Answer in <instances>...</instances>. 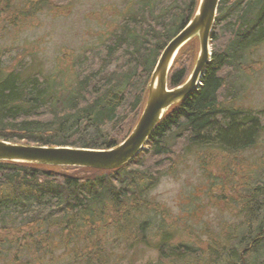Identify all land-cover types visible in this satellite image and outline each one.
Listing matches in <instances>:
<instances>
[{"label": "trees", "instance_id": "16d2710c", "mask_svg": "<svg viewBox=\"0 0 264 264\" xmlns=\"http://www.w3.org/2000/svg\"><path fill=\"white\" fill-rule=\"evenodd\" d=\"M15 1L0 0V6L12 10ZM169 3L160 16L150 12L127 17L120 33L104 41L101 59L91 62L83 74H78L76 65L72 67L76 77L72 90L66 79L63 88L56 89L45 76L0 63V139L97 150L125 140L145 105L147 86L162 51L194 16L199 0ZM211 37L213 55L200 86L167 112L150 137L148 150L125 167L100 171L0 162V234L4 232L18 249L36 253L49 247L47 234L52 228L59 231L66 248L71 237L99 221L129 236L140 220L144 233L151 223L150 213L161 209L148 194L171 168L184 143L233 154L255 147L264 134V110L234 106L237 96L233 91L234 99L229 98V77H239L247 54L264 43V0H221ZM195 48L198 38L180 50L169 76L170 88L187 80V59L197 53ZM114 64L117 67L110 71ZM262 169L243 178L241 225L218 235L208 233L203 247L170 246V237L164 233L157 246L160 260L147 264H251L248 256L259 262L264 256ZM228 197L225 194L222 199ZM97 233L94 229L87 233L86 243ZM88 249L93 248L85 247V253ZM90 259L86 253L80 261L89 260V264Z\"/></svg>", "mask_w": 264, "mask_h": 264}, {"label": "rangeland", "instance_id": "374dc122", "mask_svg": "<svg viewBox=\"0 0 264 264\" xmlns=\"http://www.w3.org/2000/svg\"><path fill=\"white\" fill-rule=\"evenodd\" d=\"M14 5L12 10L0 6L1 66L11 69L18 65L28 74L45 76L56 89L63 88L66 79L72 90L76 85L72 67L76 65L78 74H83L91 62L101 59L105 55L104 41L120 33L127 17L132 13L149 16L150 12L160 16L172 4L169 0H16ZM195 50L194 56L186 53L190 55L186 66L189 75L198 59L199 41ZM116 67L114 64L109 70ZM240 68L239 77H229V98L234 99V91V106L264 110V43L252 48ZM174 158L171 168L148 194L155 207L161 209L150 213L151 223L144 233L140 231V220L129 230V236L99 221L71 237L70 247L66 248L59 231L52 228L47 234L49 247L34 253L18 249V244H11L10 237L2 232L0 264H88L89 260L80 261L86 253L91 256L89 264L157 263L159 237L164 233L170 237V246L185 243L203 247L208 233L218 235L241 225L244 219L238 213L245 196L243 178L264 167V134L255 147L234 154L184 143ZM225 194L228 200L222 199ZM90 229L98 233L87 244L84 239ZM143 237L145 242L140 241ZM85 247L93 249L85 253ZM246 260L264 264V256L259 262L250 256Z\"/></svg>", "mask_w": 264, "mask_h": 264}, {"label": "water", "instance_id": "95a60500", "mask_svg": "<svg viewBox=\"0 0 264 264\" xmlns=\"http://www.w3.org/2000/svg\"><path fill=\"white\" fill-rule=\"evenodd\" d=\"M220 2L221 0H199L193 18L164 48L148 83V95L142 115L131 134L121 144L97 150L25 145L0 139V162L100 171L118 170L128 165L144 150L146 142L167 112L187 99L200 84L211 58V33ZM195 38L199 39L200 50L194 70L184 84L170 89L168 78L175 58Z\"/></svg>", "mask_w": 264, "mask_h": 264}]
</instances>
